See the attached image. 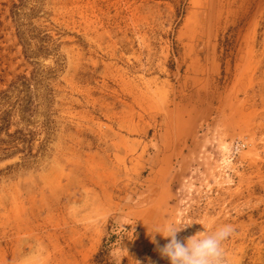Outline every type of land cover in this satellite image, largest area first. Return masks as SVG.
<instances>
[{"label": "rangeland", "instance_id": "374dc122", "mask_svg": "<svg viewBox=\"0 0 264 264\" xmlns=\"http://www.w3.org/2000/svg\"><path fill=\"white\" fill-rule=\"evenodd\" d=\"M169 222L264 264V0H0V264H170Z\"/></svg>", "mask_w": 264, "mask_h": 264}, {"label": "clouds", "instance_id": "9594fccd", "mask_svg": "<svg viewBox=\"0 0 264 264\" xmlns=\"http://www.w3.org/2000/svg\"><path fill=\"white\" fill-rule=\"evenodd\" d=\"M185 226L187 224L181 227L169 222L152 232L167 238L165 244L158 246L161 256L166 257L170 264H224L223 243L235 231L232 224H220L210 232L199 231L181 242L177 239V233ZM151 238L156 243L155 235ZM137 262L140 264V261Z\"/></svg>", "mask_w": 264, "mask_h": 264}, {"label": "built area", "instance_id": "2783aa9c", "mask_svg": "<svg viewBox=\"0 0 264 264\" xmlns=\"http://www.w3.org/2000/svg\"><path fill=\"white\" fill-rule=\"evenodd\" d=\"M245 146V143H240L239 141H237L236 143H235V145H234V149L235 150H239V149H241L242 147H244Z\"/></svg>", "mask_w": 264, "mask_h": 264}]
</instances>
